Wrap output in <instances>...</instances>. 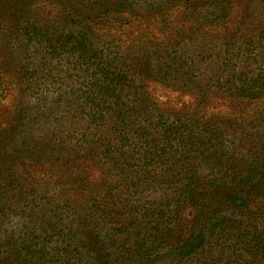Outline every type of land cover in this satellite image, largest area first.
I'll return each mask as SVG.
<instances>
[{"label":"trees","instance_id":"1","mask_svg":"<svg viewBox=\"0 0 264 264\" xmlns=\"http://www.w3.org/2000/svg\"><path fill=\"white\" fill-rule=\"evenodd\" d=\"M239 1L96 0L93 5L101 19L115 17L120 30L144 8L156 17L159 33L183 38L191 22L202 21L206 28L231 21ZM256 1L264 11V0ZM13 6L27 9L22 0ZM8 11L18 26L1 31L0 44L74 60L66 115L87 124L75 159L82 151L96 158L105 180L85 198L81 218L77 209L55 199L42 205V194L33 195V189L29 204L14 208L0 174V264H264V111L244 110L264 101V60L252 74L239 69L243 46L259 49V56L264 50L262 12H252L257 21L248 25H255L254 34L225 44L219 68L224 76L215 85L192 81L197 76L183 41L158 55L153 61L163 82L181 71L188 81L181 90L195 95L196 108L154 114L136 86V78L154 67L135 71L119 50L104 54L88 24L76 21L50 34L30 17L18 22L15 11ZM180 11L178 23L173 14ZM132 54L140 66L147 53L138 47Z\"/></svg>","mask_w":264,"mask_h":264},{"label":"rangeland","instance_id":"2","mask_svg":"<svg viewBox=\"0 0 264 264\" xmlns=\"http://www.w3.org/2000/svg\"><path fill=\"white\" fill-rule=\"evenodd\" d=\"M17 1L21 0H0V15H3L0 32L17 30L18 24L11 18L13 12L8 10L15 11L18 22L21 16H28L50 34L59 33L64 28L67 30V27L79 21L81 25L92 26L96 48L104 54L119 50L122 57H129L126 59L133 64L132 70L135 71L146 68L151 71L154 67L152 73L136 78L138 94L146 98L154 114H182L196 108L195 95L181 90L188 83L187 76L182 75L181 71L170 72L169 83L163 82L159 63L153 61L158 55L164 56V53L170 52L174 41H183L182 49L186 57L193 61V64L190 62L193 68L191 72L197 76L192 81L201 86L215 85L224 76L219 68L226 57L222 53L225 44L235 36L245 38L244 34H254L256 27L249 26V21L256 23L254 16L258 11L264 15L258 1L240 0L233 11L235 18L231 21L206 28L202 21L191 22L185 25L191 31L179 38L178 34L159 33L156 17L151 19L150 16L154 15L144 8L137 9L130 16L132 25L120 30L115 17H98L99 9L93 5L96 0H22L27 6L24 11L13 6ZM181 12L173 14L178 23ZM190 13L185 11L186 16H190ZM242 15L253 16L243 22L240 20ZM126 16L129 15L123 14L122 18L126 19ZM191 32H194L192 36ZM0 45V66L5 64V70L0 69V174L6 180L8 197L12 196L10 203L14 208L29 204L34 190L33 195L42 194V205L55 199L70 209H77L75 216L84 218L85 198L99 191L105 179L96 158L84 155L82 151L77 154L80 157L75 159L73 150L80 146V134L86 130L87 124L85 121L75 124L66 115V96L73 92L74 80H71L70 72L74 60L66 57L50 59L41 48L32 47L21 53L16 51V47ZM138 47L147 53L140 66L135 65L137 55H131ZM250 49L246 51L243 46L239 69L252 74L263 62L264 50H260L259 56V49ZM12 64L18 66L12 68ZM224 82L225 79L222 80ZM215 95L218 97V94ZM244 110L264 111V101L258 105L249 104ZM36 161L40 164H36ZM23 199L27 201L21 202ZM119 245L120 241L116 246Z\"/></svg>","mask_w":264,"mask_h":264}]
</instances>
